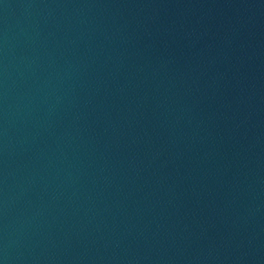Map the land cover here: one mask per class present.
<instances>
[{
  "label": "water",
  "instance_id": "1",
  "mask_svg": "<svg viewBox=\"0 0 264 264\" xmlns=\"http://www.w3.org/2000/svg\"><path fill=\"white\" fill-rule=\"evenodd\" d=\"M0 264H264V0H0Z\"/></svg>",
  "mask_w": 264,
  "mask_h": 264
}]
</instances>
